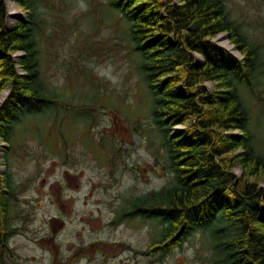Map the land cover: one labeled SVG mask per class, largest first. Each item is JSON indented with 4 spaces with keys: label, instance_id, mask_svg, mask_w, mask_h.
<instances>
[{
    "label": "rangeland",
    "instance_id": "374dc122",
    "mask_svg": "<svg viewBox=\"0 0 264 264\" xmlns=\"http://www.w3.org/2000/svg\"><path fill=\"white\" fill-rule=\"evenodd\" d=\"M5 1L9 26L26 19L18 0ZM223 2L263 61L255 81L235 87L264 159V99L254 91L264 87V0ZM36 11L39 80L57 98L22 117L12 146L0 140V204L5 179L11 192L0 264H210L200 233L161 254L149 250L152 223L115 220L122 197L158 189L170 177L168 169L157 173L165 159L149 115L152 98L120 13L107 0H41ZM220 35L241 61L226 32ZM204 87L215 90L212 82ZM233 172L241 174L239 167Z\"/></svg>",
    "mask_w": 264,
    "mask_h": 264
},
{
    "label": "trees",
    "instance_id": "16d2710c",
    "mask_svg": "<svg viewBox=\"0 0 264 264\" xmlns=\"http://www.w3.org/2000/svg\"><path fill=\"white\" fill-rule=\"evenodd\" d=\"M38 1L18 0L27 17L9 27L0 0V92L10 89L0 105V140L8 148L22 117L41 113L57 98L39 80ZM107 2L122 16L129 45L140 56L152 98L149 115L165 159V169L157 173H170L158 189L122 197L115 220L139 217L152 223L156 232L149 250L161 254L200 233L210 264H264V159L251 143L248 115L235 87V82L255 81L263 61L228 18L223 0ZM220 32L236 45L241 61L212 41ZM16 51L23 53L18 60L23 74L15 69ZM196 54L202 62H196ZM207 81L214 91L204 87ZM254 91L264 99V87ZM237 167L240 176L233 173ZM5 183L1 245L9 234L11 192Z\"/></svg>",
    "mask_w": 264,
    "mask_h": 264
},
{
    "label": "bare ground",
    "instance_id": "6f19581e",
    "mask_svg": "<svg viewBox=\"0 0 264 264\" xmlns=\"http://www.w3.org/2000/svg\"><path fill=\"white\" fill-rule=\"evenodd\" d=\"M5 9H6V22H7V19H8V14H7V5H6V1H5ZM11 13H13V12H11ZM10 14V13H9ZM18 15H16L15 13H13V14H11L10 15V19H14V17L15 18H17V19H20L19 17H17ZM20 20H22V19H20ZM20 20H18L17 22H19ZM17 22H15V23H13L11 26H9L8 25V23H7V25L9 26V27H13ZM221 33H225V32H220V33H218L217 35H219V34H221ZM216 35V36H217ZM216 36L215 37H213L212 38V41L215 43V41H214V39L216 38ZM229 38V37H228ZM230 39V38H229ZM216 40H218L220 43H221V45L220 44H217V43H215L216 45H218L219 47H221V48H223V49H225L228 53H229V47H230V45H229V43L227 42V37L225 36V35H220L219 37H218V39L216 38ZM217 41V42H218ZM231 41V40H230ZM232 42V41H231ZM233 43V42H232ZM240 52V51H239ZM18 53V58H16V59H20L22 56H23V53H22V51H16V52H13L12 53V57H13V60L15 61V69H17V67H19V69H20V72H18V70H16L17 71V73L18 74H23L24 73V70L20 67V65H19V63H18V60H16V59H14L15 58V56H16V54ZM230 54V53H229ZM241 54V53H240ZM232 55H234V53H232ZM242 55V54H241ZM195 56H197V54L195 55ZM243 56V55H242ZM234 57V56H233ZM235 58V57H234ZM243 58V57H242ZM236 59V58H235ZM239 60V59H238ZM207 83H210V82H205L204 83V85L205 84H207ZM7 91H9V88L7 87V88H4L3 89V92H2V94H0V104L2 103V101L4 100V98H5V94L7 95ZM179 129V128H178ZM177 129V130H178ZM234 173V172H233Z\"/></svg>",
    "mask_w": 264,
    "mask_h": 264
},
{
    "label": "built area",
    "instance_id": "2783aa9c",
    "mask_svg": "<svg viewBox=\"0 0 264 264\" xmlns=\"http://www.w3.org/2000/svg\"><path fill=\"white\" fill-rule=\"evenodd\" d=\"M8 92V91H7Z\"/></svg>",
    "mask_w": 264,
    "mask_h": 264
}]
</instances>
